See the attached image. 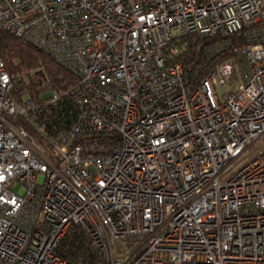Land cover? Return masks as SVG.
Masks as SVG:
<instances>
[{"label":"built area","instance_id":"built-area-1","mask_svg":"<svg viewBox=\"0 0 264 264\" xmlns=\"http://www.w3.org/2000/svg\"><path fill=\"white\" fill-rule=\"evenodd\" d=\"M0 31L76 77L53 135L0 56V264H78L58 253L72 227L101 264H264V149L247 157L264 0H0ZM190 35L229 55L193 85L175 58Z\"/></svg>","mask_w":264,"mask_h":264},{"label":"trees","instance_id":"trees-1","mask_svg":"<svg viewBox=\"0 0 264 264\" xmlns=\"http://www.w3.org/2000/svg\"><path fill=\"white\" fill-rule=\"evenodd\" d=\"M179 53L175 57L185 71L189 85L196 84L204 76L212 60L224 61L228 54L218 53L215 58L208 56V39L190 35L177 41ZM0 56L14 80V94L27 92L33 103L38 105L35 114L39 124L44 123L48 133L65 132L74 115V105L66 91L75 82V75L65 66L57 63L43 50L29 42L0 31ZM53 94L58 99L53 102ZM36 139L37 132L25 118H17ZM43 125V124H42ZM62 258L78 264H101L102 254L91 243L88 235L78 227H72L58 246Z\"/></svg>","mask_w":264,"mask_h":264},{"label":"rangeland","instance_id":"rangeland-1","mask_svg":"<svg viewBox=\"0 0 264 264\" xmlns=\"http://www.w3.org/2000/svg\"><path fill=\"white\" fill-rule=\"evenodd\" d=\"M227 89L226 86H220V87H217V90L219 93L225 91ZM264 149V136H262L256 143L254 146H252L250 148V151L247 155L248 158L250 157H253L259 150H262ZM122 250L125 252V253H128L129 252V248L128 247H122Z\"/></svg>","mask_w":264,"mask_h":264}]
</instances>
